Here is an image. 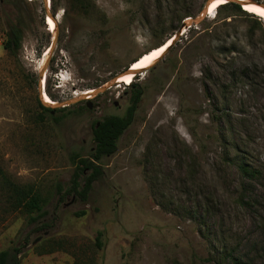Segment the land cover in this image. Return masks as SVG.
<instances>
[{
	"label": "rangeland",
	"instance_id": "obj_1",
	"mask_svg": "<svg viewBox=\"0 0 264 264\" xmlns=\"http://www.w3.org/2000/svg\"><path fill=\"white\" fill-rule=\"evenodd\" d=\"M208 1L84 0L80 9L48 0L53 33L44 0H0V168L43 200L28 215L0 192V252L18 250L21 264H222L227 251L236 259L227 264H264V20L220 9L132 86L52 114L39 106L47 59L52 102L89 96ZM12 23L24 31L17 58L3 47ZM137 89L134 121L83 201L70 191L94 152V125L125 116ZM236 155L262 172L250 209L237 204Z\"/></svg>",
	"mask_w": 264,
	"mask_h": 264
},
{
	"label": "trees",
	"instance_id": "obj_2",
	"mask_svg": "<svg viewBox=\"0 0 264 264\" xmlns=\"http://www.w3.org/2000/svg\"><path fill=\"white\" fill-rule=\"evenodd\" d=\"M76 6L82 8H89V5L84 0H74ZM229 8L235 11H240L243 14L251 17L258 18L242 10L239 5L228 4L221 5L218 9ZM260 19V18H259ZM262 20V19H261ZM6 32V40L3 44L4 50L9 58H17L23 45L24 31L17 24H8ZM133 85V82L130 86ZM142 90L137 89L134 91L130 100V106L123 117L108 116L97 122L93 128V138L95 149L91 156V160H84L81 162V167L77 168V172L72 180L73 186L71 193L86 200L87 195L92 190L93 184L99 179L102 172L98 164L102 159L113 156L118 150V142L122 135L129 129L134 121V117L138 106L141 102ZM39 103V102H38ZM40 108L49 113H56L58 110L47 109L39 103ZM65 108L63 110H66ZM43 119V118H42ZM41 119V120H42ZM237 163L236 169L241 178V186L243 188V195L238 199L237 204L245 209L254 207L255 201V183L262 178V172L251 166L240 155L235 156ZM85 171H91L88 177L84 178V186L81 188L79 185L80 178H83ZM0 192L5 195L8 206L13 211H22L28 215H40L43 211V200L40 194L31 186L18 185L11 180L9 176L0 168ZM18 250L13 252L2 251L0 252V264H21ZM236 261L232 252H223L221 258L222 264L232 263ZM85 264V263H76Z\"/></svg>",
	"mask_w": 264,
	"mask_h": 264
},
{
	"label": "water",
	"instance_id": "obj_3",
	"mask_svg": "<svg viewBox=\"0 0 264 264\" xmlns=\"http://www.w3.org/2000/svg\"><path fill=\"white\" fill-rule=\"evenodd\" d=\"M215 1H218V0H210V1H208V3L206 4V6L204 7L202 13L198 17H196V18H188V19H186L183 22V24L179 28L178 32L176 33V35L171 38V39H173V38L174 39H173V42H172V44H171V46L169 48H171L175 44L176 40H178L179 38L183 37V35L185 34V32L187 30H190L193 27H196V26L200 25L202 23V21L205 18H207V16L209 15V11H210L211 5ZM223 1L225 2V5H228V4L239 5L242 8V10H245V8L248 7V6H254V5L255 6H258V7H261V8L264 9V3H261V2H258V1H253V0H248V1H243V0H223ZM44 3H45V6L47 8V5L49 6L48 0H44ZM50 9H51V6H50ZM215 13H217V11ZM47 14H48V17H50L51 19H53V15L51 14V12L49 10L47 11ZM170 40H168V41H170ZM55 41H56V39H55ZM55 41L52 44L51 51L53 50V48L55 46ZM48 62L49 61L47 59V61L45 63V66L43 67V69L41 70V72L39 74V101H40V103H41V105L43 107L51 108V109L55 110L57 108H68V107H71L72 105L77 104L81 100H86V101L91 100V98H88L87 96L82 95L79 98H75V99H73L71 101H68V102H65V103L55 104V105L47 104L44 101V97H43V94H44L43 83L45 81L46 68H47ZM141 72L142 71H133V69H132V67L130 65L129 69L125 73H123L122 75L114 78L110 83H108L104 87H102V88H100L98 90L92 91L90 97H94L95 98L98 95H100V94H102V93H104L106 91H109L112 88L117 87L120 84L119 83L120 78L123 77V76L133 75L134 77H137L139 74H141ZM88 108L89 109H92L91 102H88Z\"/></svg>",
	"mask_w": 264,
	"mask_h": 264
},
{
	"label": "bare ground",
	"instance_id": "obj_4",
	"mask_svg": "<svg viewBox=\"0 0 264 264\" xmlns=\"http://www.w3.org/2000/svg\"><path fill=\"white\" fill-rule=\"evenodd\" d=\"M243 1H248V0H243ZM221 5H225V2L223 0H218V1H215L214 3H212L208 16H213L214 14H216L215 12L217 11V9ZM48 7L49 6L47 5V10L50 9V7L49 8ZM244 11L264 20V14H262V13H264V9L261 7H258L255 5L254 6H248L245 8ZM208 16H207V18H208ZM53 22L54 21L52 19L47 18V25H48V27L51 28L50 31L55 33L57 28L55 27L56 25ZM173 39H171V40L169 39L170 41H167L166 45L164 44L163 46H161L159 48H155V49L149 51L148 53L142 55L136 62L132 63L131 67H132L133 71H144V70L148 69L149 67H151L155 62L160 60L162 57H164L167 49L171 46ZM49 52H48V55H49ZM134 79H135V77L133 75H126V76H123L120 78L119 83L124 84V85H131L132 82L134 81ZM43 97H44V101L47 104L55 105V103L52 102V100L49 98V96L45 92V89H44ZM87 97L91 98L90 95Z\"/></svg>",
	"mask_w": 264,
	"mask_h": 264
},
{
	"label": "snow or ice",
	"instance_id": "obj_5",
	"mask_svg": "<svg viewBox=\"0 0 264 264\" xmlns=\"http://www.w3.org/2000/svg\"><path fill=\"white\" fill-rule=\"evenodd\" d=\"M262 14H264V13H262Z\"/></svg>",
	"mask_w": 264,
	"mask_h": 264
}]
</instances>
